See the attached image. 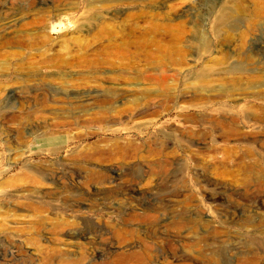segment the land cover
Returning <instances> with one entry per match:
<instances>
[{"label":"rangeland","instance_id":"obj_1","mask_svg":"<svg viewBox=\"0 0 264 264\" xmlns=\"http://www.w3.org/2000/svg\"><path fill=\"white\" fill-rule=\"evenodd\" d=\"M257 1L0 0V264H264V122L201 120L264 103Z\"/></svg>","mask_w":264,"mask_h":264},{"label":"bare ground","instance_id":"obj_2","mask_svg":"<svg viewBox=\"0 0 264 264\" xmlns=\"http://www.w3.org/2000/svg\"><path fill=\"white\" fill-rule=\"evenodd\" d=\"M259 1V0H258ZM257 1V2H258ZM260 3V2H259ZM261 4V3H260ZM259 4V5H260ZM238 7V5H236V8ZM264 8V6H262ZM263 11V10H262ZM261 13V12H260ZM260 15V14H259ZM258 15V16H259ZM59 17V15H58ZM233 17V11H225V14L223 16V22L225 25H227L230 21H231V18ZM262 17V15H261ZM59 23H56V24H52L51 25V32L52 33H55L58 29H59V26H57ZM222 25H224L223 23H221ZM61 26H63L61 23H60ZM20 41V40H19ZM11 43V42H10ZM21 46V45H20ZM227 55V54H226ZM228 56V55H227ZM225 57V56H224ZM241 57V56H240ZM242 58V57H241ZM212 59V58H211ZM245 59V58H244ZM214 62V61H213ZM227 62V59H218L214 62V64L216 63V66L218 68V70L222 71V72H226L227 73H230L231 71H236V69H239V67H234V68H230V69H226L225 68V64ZM210 63V62H209ZM251 65V64H250ZM206 66V65H205ZM210 67V65H209ZM206 69V68H205ZM224 69V70H222ZM207 71V69H206ZM209 73V72H208ZM218 73V72H217ZM212 74V73H211ZM258 76V75H257ZM257 76L255 75V77L257 78ZM260 77V75L258 76ZM253 78V77H252ZM255 78V79H256ZM250 79V78H249ZM252 81V80H250ZM259 81V79H258ZM257 81H255L256 83ZM260 82V81H259ZM245 84V83H244ZM256 84H259V83H256ZM256 84H253V85H256ZM252 83H251V86L253 87ZM250 87V86H249ZM251 88V87H250ZM255 88V87H254ZM224 91V90H223ZM236 92V91H235ZM235 92H227V93H224L222 95V97H228V98H232V99H235ZM243 92V91H242ZM250 92V91H249ZM253 92V91H252ZM241 93V92H240ZM111 94V93H110ZM172 92L171 91H165L164 92V95H162V97H164V101L166 103H168L169 101H171L173 99V96H172ZM230 94V95H229ZM246 94V93H245ZM249 97V96H248ZM253 97V96H252ZM74 99H80L79 96H75L73 97ZM238 99V97H237ZM257 100H263L264 101V93L260 92L258 93L257 97H256ZM235 101V100H233ZM236 103V102H235ZM214 103L211 101L210 98H205L204 96H200L199 97V100H197V103H195L194 101L192 102L191 104V107H194V108H197L199 109L200 111L203 110V112H207L208 109L212 108V105ZM220 108L222 110L221 112V115L220 116H207L206 117H203L201 118L202 121L204 122H208V123H212V124H217L219 126H222V127H236V126H241L243 124H247L249 122H264V103L263 104H247L245 106H243L241 108V111H236L234 112L238 107L239 105H231V104H228L226 106H224L222 103H220ZM169 109V108H168ZM219 110V109H218ZM217 110V111H218ZM216 111V112H217ZM31 145V144H30ZM133 146L130 145L129 147L127 148H122L120 147V155L122 157H125L126 154H129L128 151L130 149H132ZM245 150V149H244ZM216 153L218 154H222V151L218 149V151H216ZM103 154V155H102ZM102 156H104V153H101ZM258 156H256L252 151L248 150L247 153H245L244 155H242L240 158L242 159V161H245L246 159H251L255 162L258 163V165L260 166L259 164V161L258 159L256 158ZM250 165H253V164H250ZM180 223H191L190 220L187 221L186 220H182ZM72 225L71 223L69 222H66V221H60L58 223V225H56V232L59 233V232H62L64 230H67V229H72ZM193 230V229H192ZM73 231V229L71 230ZM192 233V232H191ZM71 234L73 236H75V241L74 242H71V243H68V244H64V246L62 247H56V248H52L50 249L51 252L48 253L49 255V261L48 262H54V260H58L61 262V264H80L81 261L86 257V253L84 251V246H83V243L80 241V239H78V236L80 234H78V232H71ZM197 234V233H196ZM200 240V239H199ZM200 242L196 241V243L194 244L195 246H197ZM68 246V247H66ZM73 248V249H72ZM71 249L74 250L78 255H75L76 257H74V255L71 254ZM142 255V254H141ZM148 255V254H147ZM253 255V254H252ZM119 255H117L116 257L118 258ZM143 256V255H142ZM200 256H204L202 254V251L200 250H195L194 252L192 253H189L186 251V253L182 256L183 260H186V261H190V262H196V261H200L202 260V257L200 259ZM126 257V256H125ZM177 257V256H175ZM248 258L250 261L252 262H256L258 260V258L256 256H251L248 254ZM150 259H146L145 257H141V262L140 263H143V264H150V262L148 261ZM206 260V259H204ZM211 261V259H209ZM105 262V261H104ZM116 263V262H115ZM107 264V263H106ZM111 264V263H110ZM117 264V263H116ZM137 264V263H136Z\"/></svg>","mask_w":264,"mask_h":264}]
</instances>
